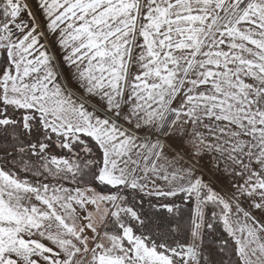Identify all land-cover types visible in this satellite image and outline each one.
Here are the masks:
<instances>
[{"label":"snow or ice","instance_id":"snow-or-ice-1","mask_svg":"<svg viewBox=\"0 0 264 264\" xmlns=\"http://www.w3.org/2000/svg\"><path fill=\"white\" fill-rule=\"evenodd\" d=\"M0 264H264V0H0Z\"/></svg>","mask_w":264,"mask_h":264}]
</instances>
